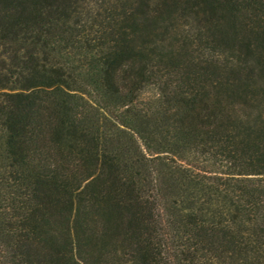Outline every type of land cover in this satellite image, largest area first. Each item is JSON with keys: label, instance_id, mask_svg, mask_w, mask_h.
<instances>
[{"label": "trees", "instance_id": "obj_1", "mask_svg": "<svg viewBox=\"0 0 264 264\" xmlns=\"http://www.w3.org/2000/svg\"><path fill=\"white\" fill-rule=\"evenodd\" d=\"M0 264H264V0H0Z\"/></svg>", "mask_w": 264, "mask_h": 264}]
</instances>
